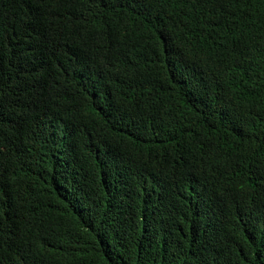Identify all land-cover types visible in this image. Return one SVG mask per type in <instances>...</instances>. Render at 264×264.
I'll list each match as a JSON object with an SVG mask.
<instances>
[{
  "label": "trees",
  "instance_id": "trees-1",
  "mask_svg": "<svg viewBox=\"0 0 264 264\" xmlns=\"http://www.w3.org/2000/svg\"><path fill=\"white\" fill-rule=\"evenodd\" d=\"M0 264H264V0H0Z\"/></svg>",
  "mask_w": 264,
  "mask_h": 264
}]
</instances>
